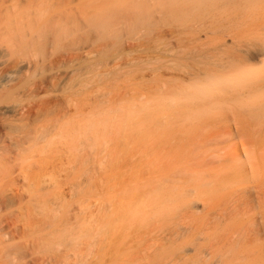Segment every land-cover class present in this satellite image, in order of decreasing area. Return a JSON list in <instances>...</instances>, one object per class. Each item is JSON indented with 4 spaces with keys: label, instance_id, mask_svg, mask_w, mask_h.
Returning a JSON list of instances; mask_svg holds the SVG:
<instances>
[{
    "label": "bare ground",
    "instance_id": "1",
    "mask_svg": "<svg viewBox=\"0 0 264 264\" xmlns=\"http://www.w3.org/2000/svg\"><path fill=\"white\" fill-rule=\"evenodd\" d=\"M73 2L0 0V116L14 113L10 123L22 126L28 124L21 122L35 120L42 111L60 110L58 118L50 119L54 121L42 120L46 125L37 127L34 123L38 120L27 130L9 125L0 131V139L8 141L3 152L11 154V160L23 161L33 146L42 149L55 142H70L72 148L74 144L93 148L102 141L110 165L114 134L131 138L148 127L158 129L163 121L172 124L200 119V170L154 169L155 163L151 166L150 158L142 156L134 161L135 184L121 186L120 181L116 190L107 187L102 203L94 209L81 207L79 201L81 192L93 194L91 188L71 186L66 192L32 172L18 189H11V196L0 189V264H88L82 254L96 245L97 227L98 233L106 236L102 244L106 264H256L258 259L249 261L235 255L214 260L203 255L197 245L190 249L191 255L184 251L176 254V243L193 231L177 221L188 208L191 193L202 202L206 219L216 228L236 216V209L230 210L227 204L231 207L244 196L224 193L227 186L240 181L244 170L264 171V0H144L143 18L160 12L178 20L200 13V70L186 78L170 74L171 80L179 83L162 81L155 90L142 94L141 104L121 110L125 117L105 110L103 119L85 115L59 124L68 114L58 101L40 100L24 110L9 105L8 99L24 85L37 94L71 79L74 70L68 68L55 71L46 80H34L37 67L56 62L44 55L34 58V50L54 47L61 22L71 21ZM72 57L67 56L69 63ZM163 59L160 55L153 60ZM151 60L140 59L129 67L144 78L155 73L147 66ZM128 131L131 133L126 134ZM224 141L232 142L230 156L210 159V153L218 151ZM2 157L0 153V162ZM69 194L78 197L77 206L67 202ZM127 222L142 227L144 239L125 254L121 232ZM158 231L165 232L159 240Z\"/></svg>",
    "mask_w": 264,
    "mask_h": 264
},
{
    "label": "rangeland",
    "instance_id": "2",
    "mask_svg": "<svg viewBox=\"0 0 264 264\" xmlns=\"http://www.w3.org/2000/svg\"><path fill=\"white\" fill-rule=\"evenodd\" d=\"M123 1L125 0H74L71 21L66 22L65 19L61 22L54 47L52 45L35 49L36 54L33 52L36 59H42L43 55L50 60L56 59L53 65L47 61L37 67L34 80H46L55 71L64 72L68 68L74 70L73 76L69 81L49 86L37 94L27 90L26 87L29 86L24 85L8 99L9 105L26 110L40 100L53 99L68 114L65 119L58 120L59 124L69 119L77 121L85 115L103 119L106 117L102 113L105 110L110 115L122 114L125 117L126 113L121 110L133 104H141L144 101L142 94L155 90L162 81L179 83L172 81L170 74L186 78L187 74L200 70V13L189 14L178 20L160 12L147 13L143 18L140 11L144 10L141 4L144 0ZM69 55L73 56L70 63L67 61ZM160 55L164 58L162 61L153 60ZM146 58H152L147 66L155 69V73L140 78L129 65ZM14 115L7 113L0 116L1 132L9 125L10 128L27 130L32 126L31 122L38 120L34 123L37 127L46 125V122L54 121L50 119L60 116V110L42 111L35 120L21 122L28 124L22 125L23 127L10 123L15 118ZM116 135L112 140L113 158L110 165L107 163V150L102 141L93 148L80 144H74L75 147L72 148L70 142H55L50 146H40L42 149L33 146L25 153L23 161H14L9 158L11 154L3 152L8 141L5 143V140L0 139V153L3 155L0 162V189L5 190V196H11V189H18L26 182V175L37 172L46 181L58 184L66 192L71 186H78L83 190L91 188L93 194L88 196L81 192L79 201L81 207L91 206L94 209L102 203L101 198L103 199L107 187L116 190L120 185L135 184L138 173L135 171V175L133 171L134 161L142 156L150 158L151 166L155 163L152 167L154 169L200 170V119L172 124L163 121L158 129L151 126L142 135L135 133L131 138ZM218 149L210 153V159L218 155L230 156L233 151L232 142L224 141ZM242 174L240 181L228 185L224 191L226 194L234 192L232 194L235 198L244 193L242 201L238 200L231 207L227 204L230 210L236 209V216L225 225L219 223L215 228L213 221L206 219L202 202L191 193V202L177 221L181 227H191L193 231L181 236L176 243V249L179 248L176 254L184 251L191 255L190 249L197 245L203 249V255L214 260L235 255L243 256L249 261L258 259L261 262L257 260L254 263L264 264V171L250 173L244 170ZM66 200L78 205V197H71L69 194ZM98 228L94 231L96 245L82 254L88 264H106L103 260L106 236L103 232L98 233ZM122 231V245L127 254L135 250L144 239V229L135 222H127ZM164 233L158 231L155 235L158 234L159 240V236Z\"/></svg>",
    "mask_w": 264,
    "mask_h": 264
}]
</instances>
